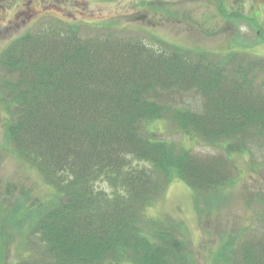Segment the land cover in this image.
Returning <instances> with one entry per match:
<instances>
[{"label": "trees", "instance_id": "obj_1", "mask_svg": "<svg viewBox=\"0 0 264 264\" xmlns=\"http://www.w3.org/2000/svg\"><path fill=\"white\" fill-rule=\"evenodd\" d=\"M201 61L163 41L156 47L118 35L82 40L72 24L35 28L6 47L1 63L12 72L4 83L10 96L0 92L9 112L6 135L61 198L35 225L48 257L42 264H103L111 254L119 260L131 255L137 264H173L172 255L183 248V241L172 237L175 226L154 221L145 228L143 209L176 176L194 189L205 172V185H217L208 177L212 169L203 167L210 160L203 163L174 142L156 138L150 125L172 115L192 137L224 136L221 130L233 131L235 119L264 131V111L250 109L230 84H218L226 78L220 77L222 67ZM203 75L204 112L172 113L166 99L175 90L198 89ZM216 85L226 93L225 115L219 113L223 103L211 94ZM228 155L215 162L223 170L231 163ZM258 245L243 244L241 264H264V243Z\"/></svg>", "mask_w": 264, "mask_h": 264}, {"label": "rangeland", "instance_id": "obj_2", "mask_svg": "<svg viewBox=\"0 0 264 264\" xmlns=\"http://www.w3.org/2000/svg\"><path fill=\"white\" fill-rule=\"evenodd\" d=\"M36 1L42 5L54 2ZM27 2L0 0V92L4 96H10L4 83L12 78V72L1 63L6 47L35 28L52 24L64 29L72 24L82 40L118 35L140 38L156 47L162 41L180 46L195 58L201 56L203 66L222 67L220 77L226 78H221L218 84L225 87L230 84L250 109L264 111V0H57L60 9L42 11L29 20L27 12H20L14 19L13 12L23 9ZM32 4V8H38L37 2ZM204 79L201 76L198 89L171 93L166 102L172 105V113L204 112L208 91V81ZM231 80L236 82L228 83ZM211 94L223 103L220 115L227 114L221 111L228 105L223 99L226 93L216 85ZM2 97L0 264H42L48 257L42 250L35 225L44 214L59 207L61 198L56 196L50 180L42 178L14 151L6 135L9 112ZM234 110L233 116L239 105ZM257 115L261 113L258 111ZM219 121L231 120L220 118ZM244 122L233 120L230 123L233 131L221 130L224 136L215 138H210L212 132L205 134L208 138L187 135L172 115L150 125L156 138L174 142L177 149L189 150L203 163L210 160V166L203 164V167L212 169L208 177L217 185H205V172L202 173L206 178L198 177L194 189L176 176L162 195L143 209L145 228L154 221L175 226L172 237L182 240L183 248L172 255L173 264H241L244 243L257 246L264 243V131L254 122ZM225 154L231 160L228 170L216 165L219 158L227 160ZM98 187L110 190L105 183H99ZM103 264H137V261L131 255L119 260L111 254Z\"/></svg>", "mask_w": 264, "mask_h": 264}, {"label": "flooded vegetation", "instance_id": "obj_3", "mask_svg": "<svg viewBox=\"0 0 264 264\" xmlns=\"http://www.w3.org/2000/svg\"><path fill=\"white\" fill-rule=\"evenodd\" d=\"M37 2L38 3V8H32V3ZM48 9H51L53 11L60 9V5H58L57 0H54V2H48L47 5H42L41 1H36V0H28V2L25 4V6L23 7V9H17L16 11L13 12V18L16 19L18 18L20 12H27L26 18L27 20L33 18V16H35V14H40L43 12H46ZM43 11V12H42Z\"/></svg>", "mask_w": 264, "mask_h": 264}]
</instances>
